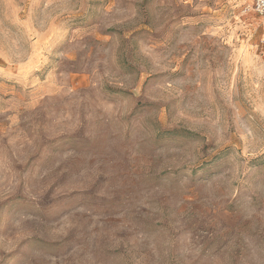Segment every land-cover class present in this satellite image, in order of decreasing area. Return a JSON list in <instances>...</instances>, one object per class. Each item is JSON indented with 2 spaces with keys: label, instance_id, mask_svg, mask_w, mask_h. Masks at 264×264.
<instances>
[{
  "label": "rangeland",
  "instance_id": "rangeland-1",
  "mask_svg": "<svg viewBox=\"0 0 264 264\" xmlns=\"http://www.w3.org/2000/svg\"><path fill=\"white\" fill-rule=\"evenodd\" d=\"M252 2L0 0V264H264Z\"/></svg>",
  "mask_w": 264,
  "mask_h": 264
},
{
  "label": "built area",
  "instance_id": "built-area-1",
  "mask_svg": "<svg viewBox=\"0 0 264 264\" xmlns=\"http://www.w3.org/2000/svg\"><path fill=\"white\" fill-rule=\"evenodd\" d=\"M252 1H253L252 6H253L254 12L258 16L264 18V0H252Z\"/></svg>",
  "mask_w": 264,
  "mask_h": 264
}]
</instances>
